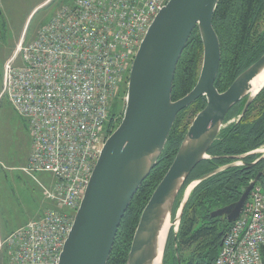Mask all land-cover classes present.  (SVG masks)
I'll use <instances>...</instances> for the list:
<instances>
[{
  "label": "built area",
  "instance_id": "obj_1",
  "mask_svg": "<svg viewBox=\"0 0 264 264\" xmlns=\"http://www.w3.org/2000/svg\"><path fill=\"white\" fill-rule=\"evenodd\" d=\"M168 0H73L6 61L0 94L26 121L21 172L40 185L44 213L0 241L5 264H58L88 180L115 130L112 110L144 35ZM129 70V71H128ZM264 191L251 190L213 264H263Z\"/></svg>",
  "mask_w": 264,
  "mask_h": 264
},
{
  "label": "water",
  "instance_id": "obj_2",
  "mask_svg": "<svg viewBox=\"0 0 264 264\" xmlns=\"http://www.w3.org/2000/svg\"><path fill=\"white\" fill-rule=\"evenodd\" d=\"M218 2L168 0L154 17L129 71L121 122L107 138L92 170L58 264H107L121 221L160 158L177 115L199 98H204L205 107L192 120L171 165L145 205L126 264H157L158 257V264H163L169 234L177 236L193 190L226 169L245 166L242 160L248 156H261L258 161H264L262 146L247 155L231 157L236 162L219 167L184 188L196 166L213 159L207 153L226 127L228 112L241 103L238 123L264 89L263 84L250 94L251 81L264 69V54L227 90L219 93L215 88L221 52L212 18ZM195 29L202 44L198 79L187 95L173 102L177 64ZM260 176L249 182L236 202L211 210L209 217L222 224L235 222ZM224 233V229L218 233L219 247Z\"/></svg>",
  "mask_w": 264,
  "mask_h": 264
},
{
  "label": "trees",
  "instance_id": "obj_3",
  "mask_svg": "<svg viewBox=\"0 0 264 264\" xmlns=\"http://www.w3.org/2000/svg\"><path fill=\"white\" fill-rule=\"evenodd\" d=\"M212 26L221 52L214 86L222 93L264 54V0H219L213 14ZM201 58L202 44L195 29L177 64L171 93L173 102L183 98L195 86ZM263 92L262 90L258 94L238 123L221 130L207 153L213 159L198 164L184 188L192 181L229 163L231 157L256 149L264 143V107H258L260 99L264 98ZM205 104L204 98H199L177 115L160 158L134 195L121 221L107 264H126L140 215L171 165L192 120ZM240 111L241 103L238 108L234 106L230 110L225 121L239 115ZM256 158L248 156L245 162ZM255 170L247 164L239 168H229L200 183L193 190L183 211L177 236L174 237L172 232L169 234L163 264L214 263L221 241L218 233L222 229L226 232L229 224L211 219L209 213L213 209L236 202L248 181L255 178ZM257 185L264 191L263 177ZM177 207L178 201L174 205L173 215ZM262 258L264 264V248ZM2 261H5V255Z\"/></svg>",
  "mask_w": 264,
  "mask_h": 264
},
{
  "label": "rangeland",
  "instance_id": "obj_4",
  "mask_svg": "<svg viewBox=\"0 0 264 264\" xmlns=\"http://www.w3.org/2000/svg\"><path fill=\"white\" fill-rule=\"evenodd\" d=\"M0 0V79L6 61L12 56L21 38L30 43L39 28L48 22L63 5L73 0ZM201 66V64H200ZM129 71V70H128ZM1 87V86H0ZM127 85H122L113 104L114 127L121 122ZM1 92V89H0ZM30 153L27 123L12 108L6 96L0 94V234L17 229L40 217L49 207L40 185L49 187L52 178L36 174L35 180L24 175L21 168ZM40 184V185H39ZM0 238V241H2ZM0 249V264H5ZM187 255V254H186ZM185 255V256H186Z\"/></svg>",
  "mask_w": 264,
  "mask_h": 264
},
{
  "label": "flooded vegetation",
  "instance_id": "obj_5",
  "mask_svg": "<svg viewBox=\"0 0 264 264\" xmlns=\"http://www.w3.org/2000/svg\"><path fill=\"white\" fill-rule=\"evenodd\" d=\"M263 91H264V89H263ZM263 93H264V92H263ZM235 106H237V108H238V107H239V103H237ZM258 107H259V109L264 107V98H263L262 100L260 99V102L258 103ZM247 111H248V110H247ZM229 112H230V111H229ZM229 112H228V114H229ZM246 113H247V112H246ZM246 113H245V114H246ZM228 114H227V115H228ZM237 118H238V115H236V116H234V117H230L227 121H224V123L227 124L226 126H229V125L235 123L236 120H237ZM225 119H226V118H225ZM262 146H264V143H263L260 147H258V148H256V149L250 150V151H248V152H246V153H244V154L237 155V156H234V157L247 155V154H249V153H251V152H254V151L260 149ZM260 157H261V156L257 157L255 160H254V159H251L250 161H247V162H245L246 159H244V160H242V161H243L245 164H247L248 166H251L252 164H255V165L252 166V168H255V169H256V170H255V175H254V177H256L258 174H260V175H261L260 178L263 177V179H264V161H258ZM256 161H258V162H256ZM234 162H236V161L230 159L229 163L227 162V164H223V166H225V165H229V164L234 163ZM221 167H222V166H221ZM239 167H243V166H238V167H236V168H239ZM252 180H253V179L249 180V181H248V184H249V182H251ZM258 181H259V180H258ZM257 183H258V182H257ZM246 187H247V186H246ZM246 187H245V188H246ZM245 188H244V189H245ZM244 189H243V190H244ZM215 220H216V219H215ZM169 258H170V257H169ZM169 261H170V260H169Z\"/></svg>",
  "mask_w": 264,
  "mask_h": 264
},
{
  "label": "bare ground",
  "instance_id": "obj_6",
  "mask_svg": "<svg viewBox=\"0 0 264 264\" xmlns=\"http://www.w3.org/2000/svg\"><path fill=\"white\" fill-rule=\"evenodd\" d=\"M264 84V69L251 81L250 94H255L259 88ZM159 263V257L157 264Z\"/></svg>",
  "mask_w": 264,
  "mask_h": 264
},
{
  "label": "crops",
  "instance_id": "obj_7",
  "mask_svg": "<svg viewBox=\"0 0 264 264\" xmlns=\"http://www.w3.org/2000/svg\"><path fill=\"white\" fill-rule=\"evenodd\" d=\"M49 0H46L44 3H41V4H39L37 7H36V9H38L39 7H41L42 5H44L46 2H48ZM29 156V155H28ZM25 164H26V162H25ZM25 166V165H24ZM23 166V167H24ZM24 226V225H23ZM22 227V226H21ZM20 228V227H19ZM18 229V228H17ZM17 229H11V231H9V232H7V231H5L6 232V235H5V237L4 238H6L11 232H13V231H15V230H17ZM0 238L2 239V237H1V234H0ZM3 240V239H2Z\"/></svg>",
  "mask_w": 264,
  "mask_h": 264
}]
</instances>
